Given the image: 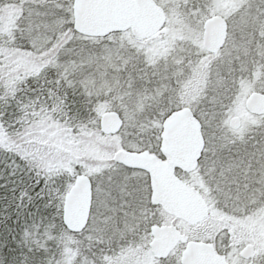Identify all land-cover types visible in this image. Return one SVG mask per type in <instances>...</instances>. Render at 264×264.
<instances>
[{
	"label": "snow or ice",
	"instance_id": "1",
	"mask_svg": "<svg viewBox=\"0 0 264 264\" xmlns=\"http://www.w3.org/2000/svg\"><path fill=\"white\" fill-rule=\"evenodd\" d=\"M0 264H264V0H0Z\"/></svg>",
	"mask_w": 264,
	"mask_h": 264
}]
</instances>
